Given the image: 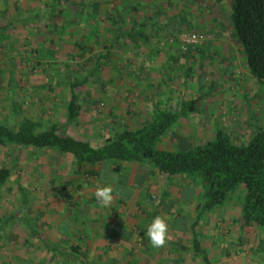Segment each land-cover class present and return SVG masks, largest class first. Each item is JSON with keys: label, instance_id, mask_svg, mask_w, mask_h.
<instances>
[{"label": "rangeland", "instance_id": "1", "mask_svg": "<svg viewBox=\"0 0 264 264\" xmlns=\"http://www.w3.org/2000/svg\"><path fill=\"white\" fill-rule=\"evenodd\" d=\"M229 1L224 2L219 17L227 29L205 31L210 38L191 52L179 54L175 48L180 47L178 42L170 45L158 28L142 27L150 40L122 39L110 58L96 69L98 55L107 51L105 46L115 34L113 15H127L128 28L132 18L155 19L161 13L159 22L162 18L173 23L185 20L181 23L188 30H199L200 25L189 15L190 10L203 11V18L207 19L214 16V8L195 0H0L3 29V34L0 32V121H6L14 108H18L16 123L28 116L47 124L67 123L71 81L81 82L96 69L88 83L77 89L82 117L78 124L63 127L67 134L92 139L98 145L105 135L148 122L153 117L152 100L166 103L173 98V103H185L200 96L196 110L172 129L174 135L162 138L170 139V148L177 149L181 139H190V143L197 145L207 143L216 137L219 127L225 128L236 143L249 142L257 125H264V87L261 91L260 82L249 71L243 48L230 24ZM99 27L103 36L89 34ZM152 35L157 38L153 39ZM97 38L105 43L95 42ZM78 39L86 41L92 50L82 55L77 47ZM158 47L161 54L156 50ZM165 62L175 67L176 73L163 69ZM205 75L207 83L202 88L201 78ZM141 91L149 95L148 99ZM158 146L167 148L161 142ZM36 154L32 149L0 147V170L8 167L12 171L8 183L0 187V219L17 215L7 231L0 232V264H70L61 254L52 256L43 240L25 241V219L37 221L48 232L46 235L55 232L43 223H53L58 217L55 210L62 205L59 196L64 186L54 187L48 179L54 176L55 166L67 167L71 163V159L55 152L48 156ZM40 169L46 173L45 179L40 177ZM87 178L85 174L75 176L79 182ZM62 179L64 182L65 177ZM246 194V187L240 185L224 204L207 210L203 208L202 187H187L182 195L180 203L184 211L177 226L190 224L188 214L184 213L191 209L193 200L194 230L199 232L205 254L211 256L214 264H264V228L246 225L241 220ZM38 215L40 218L35 220ZM67 225L65 222L58 227L63 229ZM175 241L170 243L174 247L172 251L180 244ZM207 243L213 248L206 247ZM182 255L183 252L184 258ZM77 259L71 264H82ZM194 263L207 264L203 257Z\"/></svg>", "mask_w": 264, "mask_h": 264}, {"label": "trees", "instance_id": "2", "mask_svg": "<svg viewBox=\"0 0 264 264\" xmlns=\"http://www.w3.org/2000/svg\"><path fill=\"white\" fill-rule=\"evenodd\" d=\"M217 1L224 2V0ZM230 9L233 30L243 48L249 71L260 82L262 91L264 87V0H231ZM85 12H87V8H85ZM160 18L161 13L155 19H152L151 16H145L143 21L132 18L131 27L128 28L127 15L123 13L113 15L115 34L112 42L105 46L108 48L107 51L98 55L96 69L102 67V61L110 58L113 49L122 39L129 38L135 41L137 37H144L146 40H150L144 33L145 31L141 29L142 27L144 29L158 28L159 34L162 33L170 45L175 42L180 45V35L192 31L186 29V25L181 23L185 20L173 23L170 21L171 19L165 22L162 18V23L159 22ZM151 23H153L152 26ZM0 32L3 34L2 28H0ZM101 32L99 27L89 34L98 35L100 38L103 36ZM152 36L153 39L157 38L155 35ZM97 41L105 43V41L100 42L98 38L95 42ZM77 47L82 55L92 50L89 44L81 39L77 40ZM175 48L179 54L188 53L194 49L184 52L179 46H175ZM156 50L160 54L162 53L159 47ZM151 56L149 55V57ZM163 65V69L167 68L172 74L176 73L175 67L172 65L167 62ZM96 69L90 76L96 74ZM90 76H86L81 82L71 81L72 98L66 103L67 123L63 125L60 123L47 124L42 119L30 116L24 117L16 123L19 110L14 108L6 121H0V147L32 149L33 153L41 156H48L50 152L65 154L73 161V171L70 174L82 177L84 174L93 176L102 172L101 178L107 182L112 179L109 178L107 172H104L114 162L117 172L123 170L121 166L123 162H149L165 177L188 176L190 179L194 177L195 181H199L205 199L204 210L224 204L235 188L244 185L247 194L241 210L243 222L249 226L256 224L258 227L264 228V125H257L252 139L247 143H236L225 128L219 127L216 137L207 143L197 145L190 143V139H181L182 144L176 150L162 149L158 146L163 141L162 138L167 134L174 135L172 129L179 125L180 120L188 113L196 110L195 104L200 96L198 99L185 103L182 101L173 103L171 101L173 98L166 103L155 99L152 100L153 117L148 122L142 126H127L114 134L105 135L104 141L95 145L92 139L79 138L67 134L63 130L64 126L68 127L79 123L82 117V106L78 103L77 89L85 86ZM201 83L203 88L207 83L206 75L201 78ZM140 94L145 99L149 97L144 91H141ZM150 98L152 99L153 96ZM99 164L102 168H97ZM89 166L93 169L85 170V167ZM11 173L12 171L8 167L0 170V187L8 183ZM78 184L80 183H75V185ZM22 189L26 188L22 187ZM63 194H65L67 202L72 203L73 197L69 195L70 193L61 192L60 199ZM16 217V214L3 216L0 219V232L5 233L7 226ZM71 219L74 224L80 223L72 216ZM71 219L67 221V227L61 229L63 233L69 230ZM195 223L192 224L194 239L189 250L197 258L203 257L207 264H212L211 256L205 254L199 233L194 230L196 229ZM32 230L38 236L37 229L32 227ZM47 246L54 248L53 245L52 247L49 244ZM55 248L53 250H56ZM62 252L70 264L76 257L83 264L80 253L81 245L73 246L72 249ZM69 259L71 260L68 261Z\"/></svg>", "mask_w": 264, "mask_h": 264}, {"label": "crops", "instance_id": "3", "mask_svg": "<svg viewBox=\"0 0 264 264\" xmlns=\"http://www.w3.org/2000/svg\"><path fill=\"white\" fill-rule=\"evenodd\" d=\"M195 1H202L210 8H214V16L211 15L210 17L208 14L209 17L206 19L203 18V11L190 10L189 15L195 17L197 23L195 21L190 22L200 25L199 30L192 31L220 30L223 32L227 29L222 17L220 19L223 21L219 19L223 10V3L226 0L222 3L217 0ZM230 3L231 0L227 5L229 8ZM152 25L153 23H151ZM169 142L170 139H164L161 143L166 145L167 148L165 149L176 150L168 146ZM62 156L71 159L65 154ZM97 166V168H102L100 164ZM121 166L123 170L117 172L114 162L104 172H107L109 178L112 179L110 182L102 180V172L99 175L88 176L84 182L77 181L75 179L77 175L70 174L73 171L72 159L67 167L63 164L58 167L55 166L54 176L49 178L48 182L54 187H59L62 184L64 187L60 189V192L70 193L73 201L68 203L65 194H63L62 205L59 210H55V214L58 215L54 219L55 222H50L52 225L49 222L43 223L44 226L55 230L52 236L46 235L48 232L42 226H38L39 224L34 219H25L23 222L24 231L27 234L25 241L43 240L47 251L52 256H58V254L64 256L63 250L66 251L72 249L73 246L81 245L80 253L83 264L99 262L104 264H195L197 257L189 250L194 239L192 224L196 217L193 200L190 202L191 209L188 213H184L188 214L190 218L188 226L191 227L180 228L177 224L184 211V207L180 203L182 195L187 187L200 188L199 181L181 176L165 177L149 162H123ZM90 168L91 166L85 167V170ZM43 171L40 169V177L45 179L46 173ZM48 173H51V170ZM62 177H65L64 182ZM75 183L80 184L75 185ZM108 186L113 188L114 199L110 205L104 206L96 199L95 193L98 189ZM71 216L80 223L74 224ZM157 217L163 218L168 224L167 241L160 248L153 247L147 235L149 225ZM38 218H40L39 215L36 216L35 220ZM70 219L72 220L71 226L68 231L63 233L62 228L58 226L63 225L68 220L70 221ZM241 220L243 222L242 218ZM32 227L37 229L38 236L34 234ZM174 238L180 239L175 241ZM242 239L239 240L242 241ZM173 241L180 243L175 251H172L174 247L170 245ZM182 241L186 244H182ZM48 244L50 247L52 245L54 248L57 247L56 250L49 248ZM206 245V247L213 248L211 244V246L208 243ZM181 252H183L184 258L181 257Z\"/></svg>", "mask_w": 264, "mask_h": 264}, {"label": "clouds", "instance_id": "4", "mask_svg": "<svg viewBox=\"0 0 264 264\" xmlns=\"http://www.w3.org/2000/svg\"><path fill=\"white\" fill-rule=\"evenodd\" d=\"M95 196L96 199L100 201L104 206H108L112 203L114 199L113 188L110 186L100 188L96 191ZM147 235L153 247H163L166 244L168 237L167 222L163 218L157 217L149 225Z\"/></svg>", "mask_w": 264, "mask_h": 264}, {"label": "built area", "instance_id": "5", "mask_svg": "<svg viewBox=\"0 0 264 264\" xmlns=\"http://www.w3.org/2000/svg\"><path fill=\"white\" fill-rule=\"evenodd\" d=\"M208 38H210L208 33L198 31L185 32L179 37L180 48H182L184 52H187L203 44Z\"/></svg>", "mask_w": 264, "mask_h": 264}]
</instances>
